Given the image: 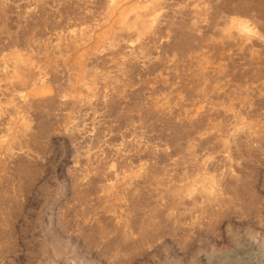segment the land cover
<instances>
[{"label":"rangeland","instance_id":"374dc122","mask_svg":"<svg viewBox=\"0 0 264 264\" xmlns=\"http://www.w3.org/2000/svg\"><path fill=\"white\" fill-rule=\"evenodd\" d=\"M0 264H264V0H0Z\"/></svg>","mask_w":264,"mask_h":264},{"label":"bare ground","instance_id":"6f19581e","mask_svg":"<svg viewBox=\"0 0 264 264\" xmlns=\"http://www.w3.org/2000/svg\"><path fill=\"white\" fill-rule=\"evenodd\" d=\"M237 198V196H236ZM229 203V202H228ZM234 204V203H233ZM210 205V204H209ZM227 205V204H226ZM231 205V204H230ZM228 206V205H227ZM213 208V207H212ZM168 210H174L175 209H168ZM177 210V209H176ZM195 212H199V211H203V212H206V213H209L211 214L212 216H216L217 212L215 209H193ZM179 211V210H177ZM155 212L156 210H152L150 211L149 213L146 214L145 218H144V221L141 223V233H146L148 231V229H155L156 228V222H155ZM194 212V213H195ZM170 213V212H169ZM168 214V213H167ZM203 214V213H202ZM178 217V216H177ZM184 217V216H183ZM199 217V215L197 216ZM209 217V215H208ZM218 217V216H217ZM214 218V217H213ZM212 218V220H213ZM173 219V218H172ZM171 217H170V214L166 217V222L169 224L170 221L172 220ZM185 219V218H184ZM192 219V218H191ZM173 222V221H172ZM209 224V223H208ZM212 225V224H211ZM197 226V225H196ZM179 229V228H178ZM184 229V228H183ZM153 232V231H152ZM150 237V235H149ZM148 237V238H149ZM152 237V236H151ZM142 238H145L144 235H142Z\"/></svg>","mask_w":264,"mask_h":264}]
</instances>
